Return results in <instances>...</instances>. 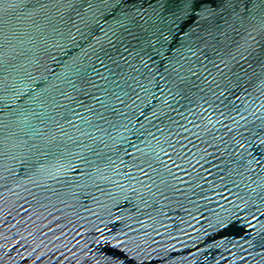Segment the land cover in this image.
<instances>
[{
	"label": "water",
	"instance_id": "1",
	"mask_svg": "<svg viewBox=\"0 0 264 264\" xmlns=\"http://www.w3.org/2000/svg\"><path fill=\"white\" fill-rule=\"evenodd\" d=\"M0 264H264V0H0Z\"/></svg>",
	"mask_w": 264,
	"mask_h": 264
}]
</instances>
